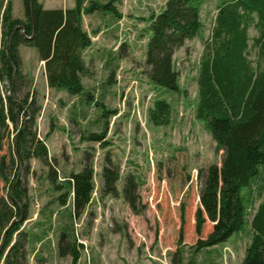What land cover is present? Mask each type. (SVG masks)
<instances>
[{
	"label": "rangeland",
	"instance_id": "rangeland-1",
	"mask_svg": "<svg viewBox=\"0 0 264 264\" xmlns=\"http://www.w3.org/2000/svg\"><path fill=\"white\" fill-rule=\"evenodd\" d=\"M24 1L0 0V14L10 2L12 17L25 19ZM38 1L45 9L70 8L78 3ZM93 1L96 0H84V11ZM97 1L105 4L109 0ZM225 1L228 0L194 1L199 8L200 30L193 38L185 39L173 56L179 91L154 84L146 61L152 17L165 8L167 0H119L113 11L83 13L82 26L92 43L83 53L86 73L82 76L84 90L79 95L49 87L45 62L36 48L26 43L18 45L24 74L21 95L29 93V102L38 112L32 117L28 110L29 116H21L17 128L10 125L0 155L6 154L10 160L13 153L19 168L10 165L9 180L19 179L28 191L27 219L15 217L21 234L15 233L11 243L18 239L24 243V264H72L71 254L60 255V242L63 246L77 243V264L240 263L252 239L247 210L242 231L212 247L196 246L199 238H207L219 221L222 181L216 169L222 167L224 150L216 151L217 143L206 123L196 117V107L205 45L213 37ZM252 16L247 54L255 65L264 64L254 46L259 31L254 26L256 13ZM8 43V37L0 35V52ZM0 86L6 96L9 82L1 81ZM158 100H165L171 107L168 121L160 125L150 117ZM26 126L31 132L29 138L35 136L45 143L47 159L30 157L18 162L16 137ZM104 131L106 138L102 142L87 139ZM109 158L120 175L116 195L104 193L102 172ZM87 162L95 170V191L87 209L73 217L71 198L65 206L58 202L66 187L56 190L49 174L55 171L58 183L64 184ZM260 170L256 184L241 191L246 209L252 195L264 194V165ZM129 176L137 185L136 210L123 194ZM11 190L10 183L0 178V196L10 201ZM258 197L254 201H261ZM198 208L205 218L200 234L196 232ZM3 234L0 233V264H6L10 248L1 255Z\"/></svg>",
	"mask_w": 264,
	"mask_h": 264
},
{
	"label": "trees",
	"instance_id": "trees-1",
	"mask_svg": "<svg viewBox=\"0 0 264 264\" xmlns=\"http://www.w3.org/2000/svg\"><path fill=\"white\" fill-rule=\"evenodd\" d=\"M119 0H109L105 4L93 1L87 12L101 9L113 11ZM195 0H167L165 8L152 17L146 61L150 65V79L159 86L179 91V74L174 67L175 49L185 39L198 34L201 21L199 8ZM26 18H13L11 3L8 2L0 14V35L8 39L17 27L12 38L10 53L8 44L0 52V82L8 81L9 93L4 96L0 86V153L4 149L5 132L12 124L17 128L21 116L35 117L38 108L29 102V93L21 95L24 74L18 45L26 43L36 48L39 58L45 62V73L49 87L66 90L71 95L83 93L82 76L86 73L84 50L92 43L91 37L83 29L82 17L84 0H78L75 7L45 9L38 0H25ZM259 31L254 38L258 48V57L264 60V0H228L223 2L217 17L213 37L205 45L199 72V97L196 117L205 122L217 143L216 151L224 150L221 169H216L222 181L219 195V221L207 238H199L197 248L212 247L228 240L235 232L245 226L246 206L243 188H251L264 165V64L255 65L248 58L249 29L254 23ZM119 16V15H118ZM25 35L31 37L26 38ZM11 58V60H10ZM12 61V62H11ZM12 63L14 67L12 66ZM171 107L165 100H158L150 110L151 120L157 124L168 121ZM31 116V115H30ZM29 127H25L16 139V150L20 161L30 157L48 158L45 143L32 136ZM106 131L91 134L89 140L103 141ZM29 139L31 145L28 146ZM29 147V148H28ZM0 155V178L10 183V189L17 179L9 180L8 168L17 166L13 153ZM109 163L104 166V193L116 195L119 171ZM19 168V166H17ZM49 179L56 190L66 187L58 196V202L65 206L72 200L70 216L78 217L87 209L95 191V170L87 162L80 172H73L64 184L58 183L55 171L50 172ZM137 185L133 176H129L123 194L131 208L136 210ZM27 188L19 180L12 193L8 192L10 201L0 196V233L11 225L18 215H26ZM24 219H27L25 216ZM184 223V214H182ZM205 218L201 208L196 211V232L200 234ZM254 234L247 245L245 255L239 264H264V199L252 219ZM20 230V223H15L8 231L3 255L8 247L5 263L24 264L26 262L25 246L18 239L13 244V236ZM18 234H21L20 232ZM66 236L64 232L62 239ZM183 237L181 229L180 238ZM62 256L72 255V264L80 258L78 245H59ZM1 258V257H0Z\"/></svg>",
	"mask_w": 264,
	"mask_h": 264
},
{
	"label": "crops",
	"instance_id": "crops-1",
	"mask_svg": "<svg viewBox=\"0 0 264 264\" xmlns=\"http://www.w3.org/2000/svg\"><path fill=\"white\" fill-rule=\"evenodd\" d=\"M97 1V0H96ZM260 173H261V170H260ZM256 184V183H255ZM254 186V185H253ZM254 191V189H253ZM257 196H259L258 198L261 199V201H258L256 202V199L254 201V198H256ZM254 196L252 195L251 197V201L249 202V205L247 206V211L248 213H250V215L248 216V223H249V228H250V231L252 232V236L254 234V230H253V227H252V219H253V216L255 215V213L257 212L258 210V207L260 206L261 202L263 201L264 199V194L261 192L257 193L255 195V197L253 198ZM253 199V200H252ZM251 242V241H250ZM249 244V243H248Z\"/></svg>",
	"mask_w": 264,
	"mask_h": 264
},
{
	"label": "water",
	"instance_id": "water-1",
	"mask_svg": "<svg viewBox=\"0 0 264 264\" xmlns=\"http://www.w3.org/2000/svg\"><path fill=\"white\" fill-rule=\"evenodd\" d=\"M29 3H30V6H31V8H32V4H33L32 0H29ZM18 29H22V28H21L20 26L17 27V28L14 30V32L12 33V35L10 36V38H9V43H8V51H9V53H10L9 48H10V45H11V42H12V38H13V36H14V33H15ZM24 36H25L26 38H31V37H29V36H27V35H25V34H24ZM10 60H11V58H10ZM11 62H12V61H11ZM12 66L14 67L13 63H12ZM20 132H21V131H20ZM20 132L17 134V137H18V135L20 134ZM17 137H16V139H17ZM15 147H16V144H15ZM18 162L21 163V161L19 160V158H18ZM18 181H19V179L16 180V183H17ZM16 183H15L14 186L12 187L11 193H12V191H13V189H14ZM20 219H22V217H21ZM18 221H19L18 219L13 220V222L11 223V225L5 230V232H4V234H3V238H2L1 246L4 244V242H5V238H6V235H7L8 231L10 230V228H11L15 223H17ZM0 250H1V247H0Z\"/></svg>",
	"mask_w": 264,
	"mask_h": 264
},
{
	"label": "bare ground",
	"instance_id": "bare-ground-1",
	"mask_svg": "<svg viewBox=\"0 0 264 264\" xmlns=\"http://www.w3.org/2000/svg\"><path fill=\"white\" fill-rule=\"evenodd\" d=\"M30 4V3H29Z\"/></svg>",
	"mask_w": 264,
	"mask_h": 264
}]
</instances>
